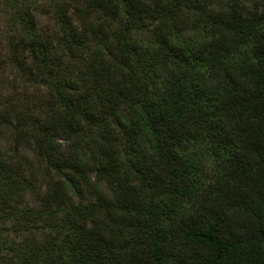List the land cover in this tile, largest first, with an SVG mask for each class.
<instances>
[{"label": "trees", "instance_id": "1", "mask_svg": "<svg viewBox=\"0 0 264 264\" xmlns=\"http://www.w3.org/2000/svg\"><path fill=\"white\" fill-rule=\"evenodd\" d=\"M0 264H264V0H0Z\"/></svg>", "mask_w": 264, "mask_h": 264}, {"label": "rangeland", "instance_id": "2", "mask_svg": "<svg viewBox=\"0 0 264 264\" xmlns=\"http://www.w3.org/2000/svg\"><path fill=\"white\" fill-rule=\"evenodd\" d=\"M246 1H249V0H246ZM38 19H39V22H41V23H45V21H46L44 16H38ZM2 136H3V142H5L9 139L7 134H6V139H5L4 134Z\"/></svg>", "mask_w": 264, "mask_h": 264}]
</instances>
